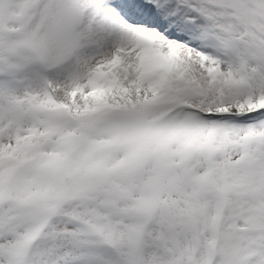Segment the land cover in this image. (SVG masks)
<instances>
[{
	"label": "snow or ice",
	"instance_id": "1",
	"mask_svg": "<svg viewBox=\"0 0 264 264\" xmlns=\"http://www.w3.org/2000/svg\"><path fill=\"white\" fill-rule=\"evenodd\" d=\"M0 264H264V0H0Z\"/></svg>",
	"mask_w": 264,
	"mask_h": 264
}]
</instances>
